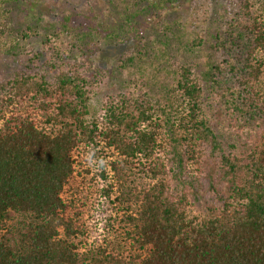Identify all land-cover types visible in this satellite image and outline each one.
<instances>
[{
    "label": "trees",
    "instance_id": "1",
    "mask_svg": "<svg viewBox=\"0 0 264 264\" xmlns=\"http://www.w3.org/2000/svg\"><path fill=\"white\" fill-rule=\"evenodd\" d=\"M227 1L234 11L219 33L164 20L145 41L133 22L140 5L173 0H122L136 43L119 60L125 89L104 99L100 117H88L95 66L45 57L0 83V264H264V0ZM6 3L0 49L11 53L32 32L6 36ZM73 17L64 32L82 41L90 32ZM63 45L47 36L41 53ZM216 107L255 125L254 147L225 144ZM81 166L118 208L102 237L66 195ZM200 197L220 204L195 214Z\"/></svg>",
    "mask_w": 264,
    "mask_h": 264
},
{
    "label": "rangeland",
    "instance_id": "2",
    "mask_svg": "<svg viewBox=\"0 0 264 264\" xmlns=\"http://www.w3.org/2000/svg\"><path fill=\"white\" fill-rule=\"evenodd\" d=\"M123 6L122 0H7L6 7L10 9V16L7 29L4 30L6 36H9L7 33L9 30L20 32L28 29L32 35L27 39H21L11 53L4 50L7 49L5 46L0 49V83L11 79L18 71H38L45 57L59 61V64L64 62V66H60L66 68L74 65L82 66L84 69H87V66H95L101 71V76H98L90 98L88 117L90 119L102 116L104 99L125 89L119 60L131 52L136 43V32L134 33L132 25H128ZM140 7L142 8L133 22L145 41L154 36V32L161 31L164 20L179 19L191 28L219 33L225 29L234 11V7L227 0H173L166 8L154 9L141 5ZM69 12L74 14L75 25L82 31L90 32L86 39L81 41L79 34H75L74 37L65 34L62 21L64 15ZM247 35L246 41L250 43L251 39ZM47 36L60 38L61 42H64L61 52L46 53L43 50L41 53L43 41ZM5 40L8 47H13L8 38ZM182 53L175 52L177 59L182 58ZM228 58V54H221V60ZM226 75L229 77L227 84H239L241 80L239 74L233 75L226 70ZM215 118L218 123L217 129L220 130L225 144H235L243 151H249L254 147L258 138L255 125L245 123L244 117L237 118L222 107L215 108ZM249 119L253 122L252 118ZM237 123H244L245 127H238ZM82 167H78V171L85 177L77 174L75 181L67 186L66 195L69 199L76 196L75 205L80 211L81 218L91 226L94 236L102 237L109 219L113 217L112 219L117 220L118 208L115 202L100 196L99 191L93 188L96 187L91 179L94 172L86 174ZM92 169H95L94 166ZM211 202L220 204L214 197H200L195 201L192 211L203 215L207 212V204ZM10 215L8 222L12 225L16 223L17 214L12 212Z\"/></svg>",
    "mask_w": 264,
    "mask_h": 264
}]
</instances>
